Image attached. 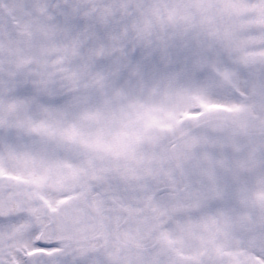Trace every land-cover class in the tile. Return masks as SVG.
Returning <instances> with one entry per match:
<instances>
[{"label":"snow or ice","instance_id":"snow-or-ice-1","mask_svg":"<svg viewBox=\"0 0 264 264\" xmlns=\"http://www.w3.org/2000/svg\"><path fill=\"white\" fill-rule=\"evenodd\" d=\"M0 264H264V0H0Z\"/></svg>","mask_w":264,"mask_h":264}]
</instances>
